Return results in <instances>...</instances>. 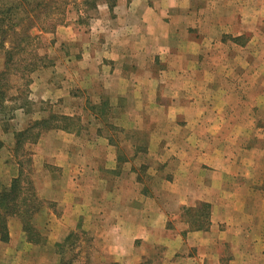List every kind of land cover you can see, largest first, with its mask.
Listing matches in <instances>:
<instances>
[{
  "label": "crops",
  "instance_id": "0c3cea01",
  "mask_svg": "<svg viewBox=\"0 0 264 264\" xmlns=\"http://www.w3.org/2000/svg\"><path fill=\"white\" fill-rule=\"evenodd\" d=\"M191 2L116 0L111 21L106 20L110 17L106 7L100 12L105 41L86 42L91 51H76L75 59L64 60L63 64L74 66L64 70L66 85L51 87L48 79H39V85L45 86L37 98H60L62 114L98 116L97 104L106 99V122L97 117L99 123H91L94 133L88 139L60 129L58 140L48 142L46 137L38 142V156L52 166L42 172L36 168L43 181L37 190L44 199L59 202V213L35 216L42 219L44 230L37 243L26 239L15 217L9 219L8 240L0 242V264H60L58 246L62 248L68 235L87 226L93 231L92 249L101 250L100 255L95 253L98 257L91 254V260L99 264H138L150 259L154 248L162 250V264H258V251L264 264V246L257 250L258 244H264V238H258L264 230V172L258 169L262 158L253 156L246 164L243 155L214 152L222 141L217 137L222 126L205 119L221 114L222 108L202 103L208 100L205 91L212 82L204 76L202 46H214L204 35L221 31V26L201 23L197 33L202 35L192 33L180 23L190 18ZM180 34L187 39L174 43ZM87 99L93 103L90 109L85 106ZM114 115L120 117L118 121ZM116 130L134 135L115 140ZM85 146L94 154L97 151L88 166L89 160L82 158ZM120 146L131 148L130 157L149 149L160 152L163 157L156 163H174L177 170L167 172L162 166L147 170L144 176L152 181L147 187L137 168L141 162L134 163L137 167L123 166L132 158L120 159ZM0 166L8 180L16 175L2 159ZM53 166L60 175L52 174ZM97 180H106L105 186ZM199 203L209 206L208 224L190 229L183 211ZM229 243L235 253L222 258V245Z\"/></svg>",
  "mask_w": 264,
  "mask_h": 264
},
{
  "label": "rangeland",
  "instance_id": "374dc122",
  "mask_svg": "<svg viewBox=\"0 0 264 264\" xmlns=\"http://www.w3.org/2000/svg\"><path fill=\"white\" fill-rule=\"evenodd\" d=\"M27 1L28 11L25 13H19L15 9L14 11L10 10L4 16L0 15V30L4 32L3 35H0V39H4L6 46L9 42L10 46H13V65L9 66L4 78L0 80V84H2L0 87L4 90V100L0 102V141L2 143L0 149L3 146L4 149L0 159L8 167L10 166L11 172L13 170V173L16 172V174L19 164H21L23 176L31 180L39 199V211L34 215V218L36 215L43 218L44 213L49 211L58 214L60 205L59 202L44 199L38 193L37 185L40 187L43 184L41 169L52 166V164L46 163L41 154L38 156V142L46 137H49L48 142L53 140L51 138L58 140L59 137L56 133L60 129L80 134L79 138L92 137L91 134L94 133L92 127L99 123L98 118L102 123L106 122L105 112L108 102L106 99H101L97 104L101 112L98 116H91L89 113L81 117L62 114L59 107L60 98H47L46 100L37 98L43 94V86H45L44 83L39 85V79H48L52 83L51 87L57 84L66 85L63 81L64 70L71 71L74 66L68 63L63 64L64 60L68 56L75 59L73 55L76 51H85L87 47L84 44L86 42L98 44L99 41H105L107 35L100 12L106 7L111 17L108 16L109 18L106 20L111 21L116 0H43L42 5L37 9H33V6L40 0ZM9 2L8 0L7 6H10ZM191 6L193 12L190 13V18L185 17L180 20V23L188 25L192 33L194 32L197 36L202 35L197 33V27L201 23L209 26L215 22L221 26V31L213 29L204 35L214 43V46L208 47L209 49L202 46L206 52L204 76L212 78V82L207 84L208 90L205 91L208 100L205 102L203 100L202 103L222 108L221 114H212L205 119L207 123L218 125L217 128L222 126L217 131V137L219 139L221 137L222 141L214 152L219 156L222 151L236 153L237 156L243 155V158H246V162H244L246 164L253 156H261L258 169L264 172V0H215L213 2L192 0ZM209 8L214 10L209 11ZM205 9H208L207 13ZM11 22L16 24L20 22L18 23L19 28L14 29L10 25ZM4 36L6 37L4 38ZM186 39L185 34H180L175 35L172 41L176 43ZM218 41L220 46H218ZM88 51L91 50L86 49L85 52L88 53ZM176 51L179 50L176 49ZM5 56V48L0 47V71L4 69ZM11 68L12 70H9ZM85 106L90 109L93 106L92 101L87 99ZM113 118L118 121L120 117L114 115ZM32 125L31 132L16 147V133ZM223 128L224 130H222ZM35 133H38L36 139L28 142V139L33 138ZM112 134L115 140L124 135L126 139L132 138L134 135L118 130ZM146 134L149 135V133ZM138 137L143 138L142 135L137 136V140ZM130 150L131 148L120 146L118 147V156L120 159L132 158L130 162L123 164L127 168L131 165L137 167L135 164L141 162L137 168L138 172L142 174L141 180L147 187L152 182L148 175L144 176L147 170L159 169L161 166L162 170L167 172L177 170L176 166L173 167L174 163L167 164L165 162L163 165L156 163L157 159L160 160L163 157L160 152L149 149L145 154L142 151L143 153L140 155L136 154L130 157ZM54 151L52 150V153ZM214 152L213 156H215ZM96 154L97 151L94 154L91 147L86 148L85 146L82 158L84 161L89 160L90 163L87 166L91 165V159ZM53 159L55 158L53 157ZM57 161L60 160L57 159ZM93 163L100 166V163ZM39 167H41L39 169L41 172L36 169ZM53 167L52 174L56 171L55 176L60 175L59 169L55 168L56 166ZM238 170L240 172L243 169L238 168ZM3 174L0 166V185L2 182L10 181L8 176ZM97 182H100L99 185L105 186L106 180H102L103 183L98 180ZM87 184L91 186L92 182L87 180ZM262 187L264 190V177ZM183 215L184 218L190 216L184 211ZM15 218L17 219V217ZM34 218L33 226L37 233L34 232L33 237L41 242L44 232L41 228L43 221L41 218L36 217L35 220ZM92 232V229L87 226L84 230L78 229L68 235L63 247L59 248L58 246L62 252L60 264H72L75 261L76 252L79 255L75 261L76 264H99L96 259L91 260V254L98 257L95 253L100 255L101 251L99 249L95 252L92 249L90 241ZM258 238H264L263 228L258 234ZM263 246L264 244H258L257 250ZM152 252L153 255L150 258L152 264H162V250L154 248ZM233 252L235 253L233 244L222 245V258L231 256ZM256 255L258 264H262L263 259L260 252L258 251ZM224 261L222 259V262Z\"/></svg>",
  "mask_w": 264,
  "mask_h": 264
},
{
  "label": "trees",
  "instance_id": "16d2710c",
  "mask_svg": "<svg viewBox=\"0 0 264 264\" xmlns=\"http://www.w3.org/2000/svg\"><path fill=\"white\" fill-rule=\"evenodd\" d=\"M6 3H3V2ZM10 6H7L8 0H0V15H6L9 11H14L16 9L19 13H25L28 11V1L27 0H9ZM94 2V1H93ZM43 3V0L37 1L34 3L33 9H37ZM32 7L30 8V10ZM32 11V10H31ZM9 21H11L9 19ZM20 23V22H18ZM11 22L15 28H19V24ZM4 32L0 30V35H3ZM6 36H4L5 38ZM10 42L5 44L4 39H0V47L5 48V60H4V69L0 71V80L4 78L7 73V69L10 65H13L12 56H13V46H10ZM10 46V47H9ZM11 67V66H10ZM9 70H12L9 69ZM2 84H0L1 86ZM4 90L0 87V102L4 99ZM1 105V104H0ZM38 124V123H36ZM32 126L24 129L21 132L16 133V147L21 141L27 137L31 131ZM38 133L33 135V138L28 139V142L34 141ZM2 143L0 141V147ZM21 164H19L18 173L10 179L7 184L0 185V241L6 242L8 240V219L11 217H17V220L20 222V227L24 233L26 239L29 242L37 243L33 235L35 232V227L33 226L34 215L39 211V199L35 193V189L32 186L31 180L23 176ZM208 209L209 206L206 203H199L198 207L195 209H185V213L190 216L187 217V221L190 229H203L208 224ZM37 233V232H35ZM113 264V263H109ZM138 264H152L149 258L143 259Z\"/></svg>",
  "mask_w": 264,
  "mask_h": 264
}]
</instances>
